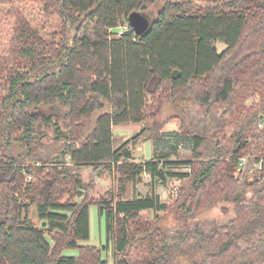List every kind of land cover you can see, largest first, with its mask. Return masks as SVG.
Instances as JSON below:
<instances>
[{
  "label": "trees",
  "instance_id": "obj_1",
  "mask_svg": "<svg viewBox=\"0 0 264 264\" xmlns=\"http://www.w3.org/2000/svg\"><path fill=\"white\" fill-rule=\"evenodd\" d=\"M34 1L58 19L59 40L46 41L15 9L5 15L13 24L0 49V264H108L110 244L113 264H264V171L250 173L264 160V0ZM132 12L149 31L116 35ZM149 120L115 146L113 126ZM171 120L178 132L161 133ZM146 141L154 158L141 163L133 151ZM186 144L188 159L170 161ZM180 165L188 172L167 170ZM87 166L92 179L107 172L133 187L146 174L151 193L92 198V180L74 172ZM166 179L182 182L170 205L154 190ZM219 203L232 218L200 220ZM92 205L103 246L84 245ZM147 211L164 215L146 221Z\"/></svg>",
  "mask_w": 264,
  "mask_h": 264
},
{
  "label": "rangeland",
  "instance_id": "obj_2",
  "mask_svg": "<svg viewBox=\"0 0 264 264\" xmlns=\"http://www.w3.org/2000/svg\"><path fill=\"white\" fill-rule=\"evenodd\" d=\"M12 9L13 10L15 9L26 20L27 24H29V26L39 36L44 38L46 41H49V39L52 38L54 42H58L59 40V36L57 35L58 25H59L58 19L52 15H49V13L46 15L43 12L40 2L34 0L33 1L11 0L9 4H4L0 6V49L2 48L4 49L6 47L7 41L9 40L12 33L13 21L5 18L7 12ZM215 48L216 51L220 53L225 49V46L221 43H216ZM252 102L257 103L258 99L255 98L254 100H249L246 102V105H249ZM165 115L166 116L168 115L167 112L165 113ZM151 124L152 122L149 120V121H144L138 124L137 126H133L134 124H125L127 126L122 127L120 125L121 127L115 129L114 132L115 146L121 144L123 139L127 137L131 138L132 137L131 135L137 133L138 129L142 130L143 128H147L151 126ZM224 132H225L224 136L228 138L231 134L230 127H227ZM155 152H156L155 155L159 156L161 154H164L166 151L160 148L155 150ZM189 154H190L189 144H186L177 148V153L175 155H172L169 158V160L185 162L188 159ZM61 161L67 162L68 158H62ZM68 168L72 169L73 167L68 166ZM167 170H171L172 172H177V173L188 172L187 166L185 165H180ZM74 172L75 174H78L80 176L84 184H87L92 180L93 183L92 198H98L104 195L106 192L107 193L112 192L113 196L116 198V201L117 200L122 201V200H130L134 197H148L151 193L150 179L147 175L146 176L142 175L139 179V182L135 185V187H133L131 184L120 183L118 181L117 175H113L107 172H101L100 175L92 179V169L88 166L85 168H75ZM237 173H238V169L236 168L234 175H237ZM173 180L174 179H166L165 183L162 184L158 182L154 187L155 192L160 197V201L168 205L172 204L173 201H175V199L178 196V192L176 195H171L169 192V185ZM26 181H30V180L26 178ZM181 185L182 184H180L178 191ZM79 193L81 197L75 199V202L77 204L81 202L82 197L85 194V191L80 190ZM141 214H142V219L146 221H153L155 219L154 217L156 216L161 217L164 215V213H157V215H154L153 212L151 211L143 212ZM232 217H233L232 207L225 203H219L217 206H214L213 208H210L199 215L200 220L217 221V222L226 221ZM29 218L35 224L39 225L42 223L37 219L33 209L29 210ZM89 220H90V239L87 243H84V245L103 246L104 221L98 220L96 214V207L93 205L90 206L89 208ZM168 227L172 232L170 222L168 223ZM46 241L50 246L52 245V242L47 237H46ZM113 248H114L113 245L110 244V248L108 250L107 255L104 254V258H106L108 264L114 263ZM69 254H75V252L71 251L67 253V255Z\"/></svg>",
  "mask_w": 264,
  "mask_h": 264
},
{
  "label": "crops",
  "instance_id": "obj_3",
  "mask_svg": "<svg viewBox=\"0 0 264 264\" xmlns=\"http://www.w3.org/2000/svg\"><path fill=\"white\" fill-rule=\"evenodd\" d=\"M138 124H140V123L134 124L133 126H137ZM120 125L122 127L123 126H127V125H124V124H120ZM120 125H115V126L112 127L113 137H115V133H114L115 129L121 127ZM178 130H179V123L177 121H175V120H171V121H168L167 123H165L163 125L162 129L160 130V132L161 133H175V132H178ZM139 131L140 130L138 129L137 133ZM137 133H135V134H137ZM134 135H131V136L133 137ZM129 138L130 137H127V138L123 139L121 144H123ZM121 144L117 145L116 147H119ZM133 157H134V159L136 161L141 162V163L142 162L151 161L154 158V146H153V143L151 141H146V142L141 143L140 145H138V147L134 150ZM81 168H85V167H81ZM144 176H146V174H144Z\"/></svg>",
  "mask_w": 264,
  "mask_h": 264
},
{
  "label": "built area",
  "instance_id": "obj_4",
  "mask_svg": "<svg viewBox=\"0 0 264 264\" xmlns=\"http://www.w3.org/2000/svg\"><path fill=\"white\" fill-rule=\"evenodd\" d=\"M115 34L120 36V35H123V34H126V33H131L132 32V29L130 28V26L127 24H124V25H121L119 27H117L115 30H114ZM241 162H244V160H241ZM261 171H264V160L261 159L258 164L250 170V173L253 175L255 173H259ZM28 180H30L31 178L28 176L27 177ZM181 184V181L180 180H176L174 179L170 185H169V192L171 195H176L177 192H178V188Z\"/></svg>",
  "mask_w": 264,
  "mask_h": 264
},
{
  "label": "water",
  "instance_id": "obj_5",
  "mask_svg": "<svg viewBox=\"0 0 264 264\" xmlns=\"http://www.w3.org/2000/svg\"><path fill=\"white\" fill-rule=\"evenodd\" d=\"M127 23L132 29L133 33L137 36L147 33L151 26L150 20L145 15L137 12H132L129 14Z\"/></svg>",
  "mask_w": 264,
  "mask_h": 264
}]
</instances>
